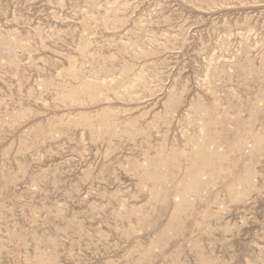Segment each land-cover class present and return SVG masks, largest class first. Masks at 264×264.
Instances as JSON below:
<instances>
[{
	"label": "rangeland",
	"instance_id": "1",
	"mask_svg": "<svg viewBox=\"0 0 264 264\" xmlns=\"http://www.w3.org/2000/svg\"><path fill=\"white\" fill-rule=\"evenodd\" d=\"M0 264H264V0H0Z\"/></svg>",
	"mask_w": 264,
	"mask_h": 264
}]
</instances>
